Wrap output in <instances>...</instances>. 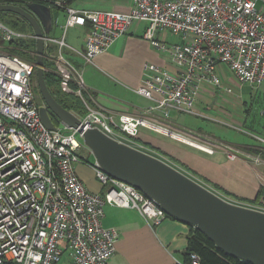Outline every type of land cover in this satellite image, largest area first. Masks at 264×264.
I'll use <instances>...</instances> for the list:
<instances>
[{"label":"built area","instance_id":"1","mask_svg":"<svg viewBox=\"0 0 264 264\" xmlns=\"http://www.w3.org/2000/svg\"><path fill=\"white\" fill-rule=\"evenodd\" d=\"M72 1L50 0L51 6L66 12V22L61 38L50 34L44 42L45 58L53 64L61 88L85 105L79 129L56 123L51 130L45 125L35 90L36 63L8 53L11 43L37 42L36 35L0 21V264H59L64 255L65 264H109L119 234L103 227L106 205L137 209L152 225L168 218L155 199L98 164L96 176L108 190L103 195L85 186L76 166L84 162L83 132L90 129L164 161L232 204L264 212L261 206L222 195L138 142L141 130L147 129L210 155L216 152L200 134L173 126L170 111L200 116L197 101L207 90L224 97L235 88L264 82V0H132L126 13L81 11ZM0 5L6 4L0 0ZM137 22L147 24L143 38L173 69L146 64L136 92L152 106L140 114L116 115L84 97L83 78L65 54L74 50L65 37L69 29L89 24L82 56L92 63ZM168 34L179 42L170 43ZM191 258L200 264L198 255Z\"/></svg>","mask_w":264,"mask_h":264},{"label":"crops","instance_id":"2","mask_svg":"<svg viewBox=\"0 0 264 264\" xmlns=\"http://www.w3.org/2000/svg\"><path fill=\"white\" fill-rule=\"evenodd\" d=\"M132 3V0H73L71 6L81 11L126 13L131 9ZM60 19L63 23H60ZM65 22L66 12L64 10L56 12L53 37L63 36ZM146 26L145 22L135 23L128 35L117 40L109 50L97 56L92 63L86 62L82 56L86 50L85 41L90 27L78 26L67 31L66 42L75 51L66 50L65 54L81 74L86 87L84 95L95 107L119 115L121 113L140 114L152 106L151 101L136 92L144 79L145 65L156 64L170 70L173 67L169 59L162 56L143 38ZM70 30L71 34H69ZM215 96L217 95H213L210 89L207 90L197 101V107L205 108L209 105L210 99ZM246 113L250 111L247 112L241 107L232 113L234 125L245 126L248 123ZM157 115L160 116L159 113ZM148 131L151 130H141L138 142L176 160L209 184L219 186L229 194L228 197L247 202L256 199L261 188L264 190V138L261 139L262 146L224 147L195 132L213 143L215 150L218 148L228 152L227 159H224L222 155L213 159L210 156H214L216 152L210 155L196 148L193 149L200 152H186L150 136ZM230 150L234 153H229ZM254 151L258 153H251ZM89 153L91 151L87 148L81 150L82 157L90 158ZM261 153L262 157H260ZM233 154L235 158L232 157ZM260 162L262 169L254 164ZM95 164V160L91 163L84 161L76 166V172L91 192L104 195L108 188L99 182L94 169ZM260 203V206L264 208V195ZM102 224L105 229H114L119 234L116 252L109 264H183L184 253L189 247V238L192 234L191 226L178 220L168 217L160 224L152 225L137 209L111 205L105 206ZM67 260L68 258L63 264Z\"/></svg>","mask_w":264,"mask_h":264},{"label":"water","instance_id":"3","mask_svg":"<svg viewBox=\"0 0 264 264\" xmlns=\"http://www.w3.org/2000/svg\"><path fill=\"white\" fill-rule=\"evenodd\" d=\"M2 12L25 19L36 35V72L44 100L40 107L43 122L54 130L56 118L57 123L79 129L80 118L56 100L45 80L44 38L53 29L52 9L37 3L30 4L28 10L0 5ZM83 142L104 172L155 199L169 218L200 230L229 255L252 264H264L263 211L232 204L164 161L120 143L98 129L83 132Z\"/></svg>","mask_w":264,"mask_h":264},{"label":"rangeland","instance_id":"4","mask_svg":"<svg viewBox=\"0 0 264 264\" xmlns=\"http://www.w3.org/2000/svg\"><path fill=\"white\" fill-rule=\"evenodd\" d=\"M260 5L261 4L259 3L258 6ZM0 21L6 25H10L8 21L2 16H0ZM60 23H63L61 19H60ZM24 32L27 33L28 31H24ZM71 32L72 31L70 30L69 34H71ZM166 39L169 40L170 43L179 42V40L176 37L170 34L167 35ZM59 87L63 93H67L61 88L60 84ZM35 90H36L37 102L40 105H44V100L40 93L37 78L35 79ZM210 100L211 101L209 102V105L206 106L205 108L197 107L198 111H200L199 112L200 116L181 112V111L179 112L176 110H171L169 121L173 123V126L175 127L177 126L176 128L200 133L203 135V137L205 136L206 138H210L213 141H216L218 144L224 145V147L230 145H261L262 146L261 139L264 138V82L258 87L245 85L241 89L235 88L234 94L231 96H226L225 99L224 97H220L217 95ZM240 107L245 108L247 112L250 111V113H246L248 123L243 127L234 125L231 116L232 113H235L237 109H240ZM148 133L150 136L159 138L160 140L172 144L186 152H200L193 149V147L191 146H186L180 143L175 139L172 138L169 139V137L167 138L164 137V135L163 136L161 134L159 135V133L155 131H148ZM87 150L89 149L87 148ZM230 151L231 152L229 153H234L233 150ZM227 154L228 152L218 150L217 148L216 154L214 156H210V158L215 159L219 155H222L224 159H227ZM89 157L90 158L82 157V160L85 161V158H88L90 160L89 163L95 160L92 153H89ZM260 157H262V153ZM260 163L259 164L254 163V164L259 165V168L262 169V163L261 164ZM208 185L210 187H213L210 184ZM67 258H68L67 255H64L61 264H63Z\"/></svg>","mask_w":264,"mask_h":264},{"label":"trees","instance_id":"5","mask_svg":"<svg viewBox=\"0 0 264 264\" xmlns=\"http://www.w3.org/2000/svg\"><path fill=\"white\" fill-rule=\"evenodd\" d=\"M6 5H14L21 7L23 9L28 10L29 5L33 3L46 5L48 7H51L52 9V15L53 20L56 18V12L60 11L61 9L55 8L51 6L50 0H1ZM0 16L5 18L9 26L20 30V31H28L30 33H33V29L31 25L22 17L9 12H2L0 13ZM89 26V24H88ZM54 28V27H53ZM51 36H53V29L51 32ZM8 53L12 55H16L24 60L30 61L32 63L37 62V45L35 40L26 41L23 39L17 40L10 45H8ZM37 78V72L35 70V77L34 81ZM45 80L47 83V86L53 96L56 98V100L67 110L71 112H75L81 116H84L86 114V108L83 104V101L80 97H77L73 94H67L63 93L59 87V79L57 75L54 72L53 64L48 61L47 58H45ZM75 87V86H74ZM54 121L57 123V119L54 118ZM160 152V151H158ZM161 153V152H160ZM254 154H257L258 152H251ZM163 154V153H161ZM164 155V154H163ZM166 156V155H165ZM170 158V157H169ZM174 162L178 163L181 167L185 168L190 173L195 174L194 172L190 171L187 167L183 166L181 163L177 162L176 160L170 158ZM85 161L89 163L88 158H85ZM198 177V176H197ZM201 179V178H200ZM203 180V179H201ZM206 184H209L206 180H203ZM212 185V184H210ZM215 190L218 192L229 195L226 191H224L222 188L216 185H212ZM264 195V190L261 188L258 196L254 200H248V203L258 205L260 206V200L262 196ZM192 234L189 238V247L187 251L184 253V262L183 264H193L191 256L193 254H196L200 258V264H252L250 262L242 261L232 255H229L225 253L223 250L219 249L216 244L208 238L204 233H202L200 230L194 228L191 226ZM3 264H15L12 262H5Z\"/></svg>","mask_w":264,"mask_h":264},{"label":"bare ground","instance_id":"6","mask_svg":"<svg viewBox=\"0 0 264 264\" xmlns=\"http://www.w3.org/2000/svg\"><path fill=\"white\" fill-rule=\"evenodd\" d=\"M187 142H192V141H188V140H187Z\"/></svg>","mask_w":264,"mask_h":264}]
</instances>
